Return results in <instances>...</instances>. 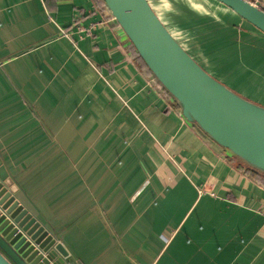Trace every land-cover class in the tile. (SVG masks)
<instances>
[{
    "label": "crops",
    "instance_id": "obj_1",
    "mask_svg": "<svg viewBox=\"0 0 264 264\" xmlns=\"http://www.w3.org/2000/svg\"><path fill=\"white\" fill-rule=\"evenodd\" d=\"M237 18L228 43L264 80V34ZM137 56L102 0H0V158L18 201L75 264H264V187Z\"/></svg>",
    "mask_w": 264,
    "mask_h": 264
},
{
    "label": "water",
    "instance_id": "obj_2",
    "mask_svg": "<svg viewBox=\"0 0 264 264\" xmlns=\"http://www.w3.org/2000/svg\"><path fill=\"white\" fill-rule=\"evenodd\" d=\"M212 1L264 34V8L247 0ZM103 2L183 119L264 176V106L208 72L172 35L149 0ZM9 177L0 158V264H75L65 247L20 204Z\"/></svg>",
    "mask_w": 264,
    "mask_h": 264
},
{
    "label": "rangeland",
    "instance_id": "obj_3",
    "mask_svg": "<svg viewBox=\"0 0 264 264\" xmlns=\"http://www.w3.org/2000/svg\"><path fill=\"white\" fill-rule=\"evenodd\" d=\"M149 1L179 43L207 71L241 95L264 104L261 69L241 64L227 42V35L237 33L233 28L243 31L229 9L212 0Z\"/></svg>",
    "mask_w": 264,
    "mask_h": 264
},
{
    "label": "trees",
    "instance_id": "obj_4",
    "mask_svg": "<svg viewBox=\"0 0 264 264\" xmlns=\"http://www.w3.org/2000/svg\"><path fill=\"white\" fill-rule=\"evenodd\" d=\"M103 1V0H102ZM138 55V54H137ZM138 57V60L141 62V64H143V66L149 71V69L147 68V66L144 64V62L142 61V59L139 57V56H137ZM150 72V71H149ZM228 159V161L233 165V164H238V163H236V161L234 160V159H232V158H227ZM237 168L238 169H241V170H246L247 172V174L254 180V181H256L258 184H260L261 186H263L264 187V177H263V175H261V174H259V173H256V172H254V171H252L250 168H247V167H245V166H243L242 164H239V165H237Z\"/></svg>",
    "mask_w": 264,
    "mask_h": 264
},
{
    "label": "built area",
    "instance_id": "obj_5",
    "mask_svg": "<svg viewBox=\"0 0 264 264\" xmlns=\"http://www.w3.org/2000/svg\"><path fill=\"white\" fill-rule=\"evenodd\" d=\"M247 1L258 8L264 7V0H247Z\"/></svg>",
    "mask_w": 264,
    "mask_h": 264
}]
</instances>
